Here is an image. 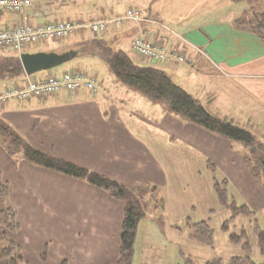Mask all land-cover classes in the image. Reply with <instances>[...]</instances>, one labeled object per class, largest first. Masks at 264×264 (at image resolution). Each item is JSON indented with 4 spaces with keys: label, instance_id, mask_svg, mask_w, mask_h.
<instances>
[{
    "label": "crops",
    "instance_id": "0c3cea01",
    "mask_svg": "<svg viewBox=\"0 0 264 264\" xmlns=\"http://www.w3.org/2000/svg\"><path fill=\"white\" fill-rule=\"evenodd\" d=\"M175 1V5L164 0L151 6V15L143 13V21L132 22V36L143 30L154 42L183 54L185 62H160L176 72L186 63L195 72L205 73L204 82L217 78L220 89L227 88L225 95L239 102L234 114L246 116L249 126L260 131L261 135L254 132L258 139L264 141V40L236 23L246 11L252 16L251 5L233 4L232 0H183L179 6ZM62 4L35 0L26 12L33 23L65 18L60 11ZM7 14L1 16L3 23H19L20 15ZM70 20L84 25L93 18ZM124 24L111 25L110 29L122 31ZM133 41L134 37L132 48ZM201 68L205 70L200 72ZM80 69L70 67L38 76ZM219 95L223 94L209 92L207 101L212 104ZM212 108L230 109L228 102ZM0 118L46 153L125 185L148 182L164 186L166 202L161 212H167L172 228L176 222L183 226L188 219H208L206 198L210 194L215 199L214 175L228 179L233 199V185L239 193L256 195L257 190L264 197L262 185L243 162L242 146L169 113L162 120L159 113L157 118L150 116L108 98L102 89L10 99L0 102ZM167 119H171L170 124L164 122ZM209 161L215 164V173L208 167ZM0 175L10 184L8 196L0 198V209L13 206L17 210L21 228L12 237L23 249L24 264H117L124 218L121 200L83 179L16 159L1 143ZM243 204L252 210L261 208Z\"/></svg>",
    "mask_w": 264,
    "mask_h": 264
},
{
    "label": "trees",
    "instance_id": "16d2710c",
    "mask_svg": "<svg viewBox=\"0 0 264 264\" xmlns=\"http://www.w3.org/2000/svg\"><path fill=\"white\" fill-rule=\"evenodd\" d=\"M52 1L64 3L69 0ZM232 1L236 3L247 1L251 5L252 16L246 11L242 17L236 20V23L240 26H245V28H248L252 33L264 40V10L261 12L255 11V3L260 1L264 3V0ZM90 42L82 45L90 44L93 47H97L100 55L108 61L116 77L123 83L139 90L151 99L161 102L166 107V111L182 121L199 126L230 140L234 144L242 146L241 154L244 164L252 177L259 181L264 189V141L258 139L254 132L232 120L209 112L199 99L177 84L164 69L151 64L136 63L124 49H114L106 40L100 39L95 35L92 36ZM12 52L15 54L0 55V80L11 84H22L19 81L25 80L27 74L19 54ZM0 143L16 159L23 158L35 165L83 179L107 191L112 197L121 200L124 203V218L117 264H136L134 262L135 243L140 221L150 209H156L157 212L165 209V198L160 196L157 186L153 185L151 187L150 185L152 184L148 182L138 183L134 186L125 185L100 172L46 153L33 146L2 118H0ZM208 167L215 173L216 168L213 162L209 161ZM228 184L227 178L219 179L214 175L213 189L222 207L231 211L230 221H234L239 215L248 217L250 224L253 226L252 232L257 236L258 245L264 255V227L261 226L258 218L259 210H252L246 204L237 205L229 195ZM9 191V182L0 175V198L7 197ZM146 195L150 196L149 201L144 199ZM146 202H153V206ZM161 217L160 215L157 216V218ZM228 222L229 220L224 222L226 230L228 229ZM185 227L188 229L186 230V236L191 241L204 244L210 249H215V231L211 225V218L200 221L188 219ZM20 228L18 213L13 206L0 209V264L25 263L23 249L12 237V234L19 232ZM175 228L179 231L184 229ZM229 237L234 245L242 248L243 254L233 255L228 261L222 257L213 258L207 261L206 264H264L253 259L251 255L252 243L245 227H242L240 232H231ZM181 255L184 258V264H192L193 260L187 257L182 250ZM43 258H46L45 253ZM63 264H66V262Z\"/></svg>",
    "mask_w": 264,
    "mask_h": 264
},
{
    "label": "rangeland",
    "instance_id": "374dc122",
    "mask_svg": "<svg viewBox=\"0 0 264 264\" xmlns=\"http://www.w3.org/2000/svg\"><path fill=\"white\" fill-rule=\"evenodd\" d=\"M164 0H70L64 2L60 6V11L66 19H98L104 18L113 15L122 16L125 14L127 8L137 7L140 8L143 13L146 15H151L150 10L151 6L158 4ZM180 6L183 0H177ZM191 0H189L190 2ZM220 1L223 0H208V2ZM95 2V3H94ZM174 5L176 4L175 0H172ZM246 2L247 1H242ZM238 3V2H237ZM95 4V5H94ZM233 4H235L233 2ZM194 5V2H193ZM249 5V3H248ZM250 10L252 8L250 7ZM264 10L263 1L255 3V11L261 12ZM8 17L11 13L7 14ZM112 34V35H111ZM134 35V24L132 20L125 22L122 31H117L116 29H108L106 32L98 35V38L106 40L114 49H124L136 63L139 64H151L156 67H160L166 71L172 77V79L182 87H184L188 92H190L194 97L199 99L204 106L209 110V112L220 116L222 118L235 121L242 127H246L252 132H255L257 135L260 134L259 130L251 128L246 116L235 115V106L238 105V100L225 95L224 91L227 88L220 89L221 83L217 81V78H214L212 83L204 82L205 73L202 72L205 69L201 68L200 72L197 73L191 69V66L186 63L182 71L176 72L171 68L166 67L165 64L157 61H143L141 57L134 52L132 48L131 40ZM92 34L84 30H75L69 36L65 37L62 40H48L47 42L39 41L27 48V52H38V51H56L63 53L70 50H78L80 53L78 56L72 58L71 60L65 62L64 64L54 67L49 71H57L64 68L70 67H81V69L87 71L89 74L94 75L98 82L101 85L106 87L100 89L107 94V97L112 100H120L124 102V105L128 107H134L146 112L150 116H155L157 118L158 113L161 115V120L167 113L166 107L159 101L151 99L145 94L141 93L139 90L129 87L123 83L119 78L116 77L112 68L110 67L108 61L100 55V51L97 47H93L90 44L82 45L84 43H91ZM152 36V34H151ZM154 39V37H151ZM15 54L10 50H0V55ZM19 54V53H18ZM199 68V67H198ZM80 69V70H81ZM38 72V73H42ZM173 73V74H172ZM206 73H208L206 71ZM214 76V75H213ZM216 77V76H215ZM204 82V83H203ZM5 81L0 80V93L6 88L4 85ZM220 91L223 95L215 96L213 103L207 101V96L209 92ZM231 94V93H229ZM228 102L229 108L227 110H215L213 106H217L219 103ZM167 112V113H164ZM170 114V113H169ZM171 119L164 120V122L170 124ZM173 122V121H172ZM240 181H243L241 178ZM259 182V181H258ZM260 183V182H259ZM155 185H150L151 187ZM158 187L160 196L166 197L165 187L156 184ZM229 186V184H228ZM259 186V184H258ZM264 190V189H263ZM229 191V190H228ZM233 191V201L237 205H245L243 203L249 202L254 205V207H261L259 210V221L261 226L264 227V205L261 206L264 202V197L256 195L252 192L239 193L232 187ZM206 197V194H205ZM146 201L150 200V196L146 195L144 197ZM216 199V200H215ZM215 199L208 194L206 198V204L208 206V212L206 213L208 218H211V225L215 231V249H210L208 246L193 242L187 236L186 233L188 230L181 223L176 222L174 228L170 226L169 216L167 212H161V218H157L155 221L154 217L159 215V212L156 209H150L146 216L140 221V226L138 229V235L135 243V263L136 264H184V258L181 255V250L185 253L187 257H190L193 262L192 264H206L207 261L222 257L224 260L228 261L233 255L243 254L242 248L234 245L230 241L231 232H240L242 227H245L250 235L252 250L251 255L253 259L257 262L264 263V255L261 253L260 247L258 245L257 236L252 232L253 226L250 224L249 218L244 215H239L233 221L231 219V211L226 210L219 203L217 195ZM238 200V201H237ZM153 206V202H146ZM211 214H210V213ZM229 220L228 229L224 227V222ZM175 227L184 228L179 232ZM182 232V233H181ZM24 264V263H22Z\"/></svg>",
    "mask_w": 264,
    "mask_h": 264
},
{
    "label": "built area",
    "instance_id": "2783aa9c",
    "mask_svg": "<svg viewBox=\"0 0 264 264\" xmlns=\"http://www.w3.org/2000/svg\"><path fill=\"white\" fill-rule=\"evenodd\" d=\"M33 5L34 0H0V50L22 53L34 43L63 39L83 26L89 27L94 34H98L105 32L110 25L120 27L125 20H133L136 23L144 20L141 10L131 7L123 16L92 20L84 25L66 19L33 23L26 12L27 7ZM7 13L20 15L19 23L13 25L3 23L1 16ZM133 49L147 59L184 61L179 51L170 50L162 43L153 42L150 35L143 30H138L133 41ZM82 88L90 92H98L100 89L97 78L85 70L66 71L61 75L51 73L45 77L32 75L27 76L22 84L15 83L7 86L0 95V102L12 98L27 100L61 92L74 93Z\"/></svg>",
    "mask_w": 264,
    "mask_h": 264
},
{
    "label": "water",
    "instance_id": "95a60500",
    "mask_svg": "<svg viewBox=\"0 0 264 264\" xmlns=\"http://www.w3.org/2000/svg\"><path fill=\"white\" fill-rule=\"evenodd\" d=\"M78 50H70L63 53L56 51L23 52L20 59L27 75L60 66L72 58L78 56Z\"/></svg>",
    "mask_w": 264,
    "mask_h": 264
}]
</instances>
